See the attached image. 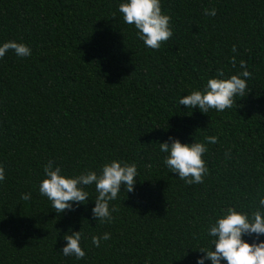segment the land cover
<instances>
[{"label":"trees","instance_id":"1","mask_svg":"<svg viewBox=\"0 0 264 264\" xmlns=\"http://www.w3.org/2000/svg\"><path fill=\"white\" fill-rule=\"evenodd\" d=\"M122 2L0 0V45L31 48L0 59V264H197L204 253L195 249L212 247L207 228L222 209L249 211L264 197V0H161L173 36L159 50L124 23ZM240 60L252 76L237 108L179 105L218 69L241 71ZM211 135L218 143L204 155L203 183L170 172L159 143ZM113 159L135 163L139 176L134 192L122 186L110 202L111 223L93 218L94 185L86 205L61 214L39 193L49 160L76 176ZM70 230L83 233L82 259L62 253ZM106 232L94 246L92 236Z\"/></svg>","mask_w":264,"mask_h":264},{"label":"clouds","instance_id":"2","mask_svg":"<svg viewBox=\"0 0 264 264\" xmlns=\"http://www.w3.org/2000/svg\"><path fill=\"white\" fill-rule=\"evenodd\" d=\"M123 21L137 30V36L146 47L159 50L173 36L171 16L162 11L161 0H124L118 6ZM206 16H215L216 9H204ZM24 58L31 55V48L25 43L7 41L0 45V59L8 51ZM232 52L237 48L232 46ZM231 65L236 67V57L230 58ZM241 71L225 76L223 69L217 70L216 77L209 78L203 89L192 90L190 94L179 99V105L186 109L198 108L208 114L210 110L223 112L234 106L237 108V99L249 93L247 79L252 76L244 60H240ZM218 143L215 135L206 136L204 142L182 143L180 139L169 137L159 143L160 151L165 153L164 164L171 173L178 175L186 184H201L209 173L204 155L208 152L209 144ZM230 150L226 152V156ZM49 160L44 165L45 176L39 184V193L51 202V209L57 214L74 210V206L87 204L89 192L86 188L95 187L98 194L92 208L93 218L101 223H111L114 219L112 213L118 211L110 202L118 199L119 193L134 192L138 174L135 163L113 159L102 166L100 172L88 170L76 176L63 174L60 166ZM5 179V169L0 165V181ZM31 193L22 194L21 199L27 201ZM222 215L211 222L207 228V235L211 237L212 247H199L204 255L198 257L197 264H264V197L258 201V206L249 211L237 210L235 206L222 209ZM66 233L64 239L67 243L62 248L64 256H74L76 259L85 257L86 252L81 246L84 238L79 231ZM245 236L255 237L251 242ZM109 233L103 236L93 235L92 244L100 246L101 240H108ZM214 246V247H213Z\"/></svg>","mask_w":264,"mask_h":264}]
</instances>
